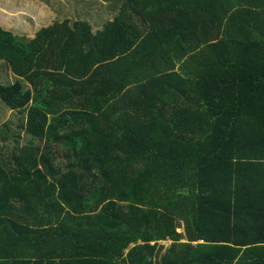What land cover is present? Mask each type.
Instances as JSON below:
<instances>
[{"label":"trees","instance_id":"16d2710c","mask_svg":"<svg viewBox=\"0 0 264 264\" xmlns=\"http://www.w3.org/2000/svg\"><path fill=\"white\" fill-rule=\"evenodd\" d=\"M75 1L0 30V264H264V0Z\"/></svg>","mask_w":264,"mask_h":264},{"label":"crops","instance_id":"0c3cea01","mask_svg":"<svg viewBox=\"0 0 264 264\" xmlns=\"http://www.w3.org/2000/svg\"><path fill=\"white\" fill-rule=\"evenodd\" d=\"M45 2L51 7L48 9L49 17H45L47 8L40 9L43 3L38 0H0V30L19 38L34 40L39 31L61 24L64 20L58 18L62 15L72 17L82 12L81 6L75 0H45ZM40 13L42 16L37 18L36 15ZM51 13L54 15L53 18ZM89 25L92 27V22ZM7 113L9 111L5 109V114Z\"/></svg>","mask_w":264,"mask_h":264},{"label":"rangeland","instance_id":"374dc122","mask_svg":"<svg viewBox=\"0 0 264 264\" xmlns=\"http://www.w3.org/2000/svg\"><path fill=\"white\" fill-rule=\"evenodd\" d=\"M38 1H40V3L41 2L43 3V5L40 7V9L42 7L47 8L45 17H49L50 11L48 9H51V7L45 2V0H38ZM61 1H63V0H61ZM40 9H39V11H40ZM41 16H42L41 13L38 16L36 15L37 18H39ZM51 16H52V18L54 17L53 13H51ZM36 17H35V19H36ZM62 17L64 18V17H69V16L62 15L58 19L61 20ZM13 81L14 80H12V82ZM3 83H5V81ZM3 119H4L3 122L0 123V137L2 138L4 148H5V152H9V150H11L17 146L26 145L29 142L30 138H29V136H27L23 132V130H21V125H23V119H21V115L17 114V112H9V113L5 114ZM4 125H6L7 127L3 128ZM6 147H8V148L6 149ZM179 233H183V229H180ZM166 245L168 246V244H166Z\"/></svg>","mask_w":264,"mask_h":264},{"label":"water","instance_id":"95a60500","mask_svg":"<svg viewBox=\"0 0 264 264\" xmlns=\"http://www.w3.org/2000/svg\"><path fill=\"white\" fill-rule=\"evenodd\" d=\"M167 248V245L166 244H162L157 253H156V258H155V264H160V258H161V255L165 252Z\"/></svg>","mask_w":264,"mask_h":264}]
</instances>
